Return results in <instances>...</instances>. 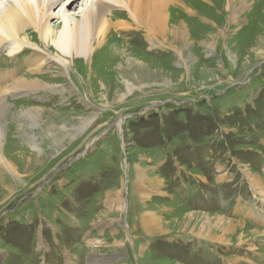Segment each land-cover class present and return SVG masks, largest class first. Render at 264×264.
Here are the masks:
<instances>
[{"label":"rangeland","instance_id":"374dc122","mask_svg":"<svg viewBox=\"0 0 264 264\" xmlns=\"http://www.w3.org/2000/svg\"><path fill=\"white\" fill-rule=\"evenodd\" d=\"M63 1L52 5V27L94 0ZM211 1H194V19L174 23L186 25V43L149 41L140 28L106 35L157 61L133 54L145 67L140 77L114 78L100 51L87 87L84 62H75L72 81L54 61L33 71L31 48L8 55L4 45L0 70L16 80L43 75L49 87L6 97L0 157L11 167L0 161V264H251L264 254V235L220 244L196 237L207 235L198 220L185 224V212L237 221L250 210L239 222L256 231L264 221V193L251 183L264 185V0H249L235 24L219 12L222 0L221 9ZM27 106L47 118L28 117ZM249 215L262 219L249 224Z\"/></svg>","mask_w":264,"mask_h":264},{"label":"bare ground","instance_id":"6f19581e","mask_svg":"<svg viewBox=\"0 0 264 264\" xmlns=\"http://www.w3.org/2000/svg\"><path fill=\"white\" fill-rule=\"evenodd\" d=\"M58 1L60 0L6 1V3L0 7V50L6 43H9V46L12 45L7 51L8 55H14L22 49L26 51L24 48H31L32 50H29L28 52L33 54V58L31 57V60L29 59V67L33 69V71H39V68L43 66L45 67V70L47 66H49V62L54 61V64L56 63L59 66L66 68L68 77H70L72 81H75V76L71 73L77 72L75 62H84L87 75L82 77V81L84 84H87L88 87V85L91 84L90 81L93 80L96 75L92 67V62L96 54L100 51H104L105 55L99 59V62H104V64L109 67L107 70H109L110 73H113L114 78H116L117 75H122V78H124L125 75L130 76L129 74L132 72L138 74L137 76L143 75L145 67L141 63L136 62H157L152 58L141 55V53L133 52L124 44V42H117L114 39L111 41L113 36H110L111 39L108 37L106 40V35H108L111 30H122L123 34H131V32H135L136 34L138 28H140L145 31L147 36H149V41L161 39L162 43L167 44L166 35H169L173 40L169 45L176 42L186 43L188 41L186 25L178 22L180 23V27H176L174 23H177L178 17L194 19L195 12H193V8H195L194 1L196 0H94L90 3V6H86L83 9L81 16L79 17L67 15L60 16L63 19V25H60V28H56L55 26L52 27L50 25V18L52 16V5ZM64 1H67L69 7L75 3V0ZM203 1L205 2V0ZM220 1L221 0L216 4L213 0L211 2L216 9H221L220 7L223 1V5L225 6H222L221 11L219 10V12L222 13L227 11L228 19L233 24L238 21L239 15L243 11V7H247L249 2V0ZM112 7H115L118 10L110 11ZM62 14L63 13L61 12V15ZM252 14H254V12H252ZM170 16L173 19H171V21L169 20ZM214 22L216 21L213 20L210 24L213 28L215 27ZM29 31H32L30 36L35 35L38 37V42L30 40L28 37ZM42 44L43 46L50 44L54 47V55L48 54L46 51L47 48L45 49V47H42ZM152 52H150L151 55H159L158 51L155 53L153 52L154 54ZM133 54L139 55L143 61H139V58L137 57L133 58ZM177 57L182 61L186 59L182 57L181 53H178ZM46 62H48V65ZM125 62L135 63L128 68L125 67ZM54 64H52V66H54ZM57 70L60 71L61 69ZM125 70H130V72L127 73ZM41 76L39 75L38 78H31L29 75H26L16 80V74L11 76L6 70H0V126L9 111L8 101L6 99L7 94L9 93L12 97H15L16 95L21 96V94L26 95L31 91H36L38 88L49 87L48 84H45L40 80ZM109 79L110 78H108V81ZM98 84L102 89H106L105 84L101 80ZM114 95L115 98L119 97L120 99H123L125 94L116 91ZM103 103L106 104V102ZM107 105L108 104H106V106ZM43 111L44 110L39 107H25L26 115L31 118L34 117L39 119L46 114V112ZM85 117L89 118V116ZM83 119L81 120V124L84 121ZM48 122H50V120ZM2 134L3 131H0V137ZM56 142L57 141H55V144ZM0 161L6 163L1 157ZM6 165L8 166L7 163ZM14 171L13 173H15ZM138 178L137 186H141L140 191H146L145 183L143 181L145 179L142 180L143 177L141 178L140 174L138 175ZM256 178L257 177H253L251 183L255 184V186L258 187V190H261V193H264V185H261L259 180H257L259 177ZM259 201L264 205V198H259ZM247 213L249 214L250 210L241 212L236 215L235 218L241 219L246 217ZM184 217H188V221L186 223L184 222L187 226L190 225L191 227H195L196 221L198 220V223L200 224L199 228L202 231H207V235L201 236L198 234L196 237L199 236L198 238L208 239L220 244H231L232 240L230 241V238L232 237L236 238V243L241 244V242L249 236L254 237L257 233L264 235V233L246 227L239 221L227 220L220 214L203 215L185 212ZM260 219H262V215H249L247 222H250L249 224H251L253 221ZM143 224H145V222ZM258 229H264V221H262ZM263 260L264 254L260 256L257 262L251 264H261ZM93 261L94 264H99L97 259Z\"/></svg>","mask_w":264,"mask_h":264},{"label":"crops","instance_id":"0c3cea01","mask_svg":"<svg viewBox=\"0 0 264 264\" xmlns=\"http://www.w3.org/2000/svg\"><path fill=\"white\" fill-rule=\"evenodd\" d=\"M261 203V202H260ZM234 210H236V206L234 207ZM240 214V213H239ZM235 218V217H233ZM232 221H235V220H232ZM237 221H239V218L237 219ZM261 230V232H264V229H258V231Z\"/></svg>","mask_w":264,"mask_h":264}]
</instances>
